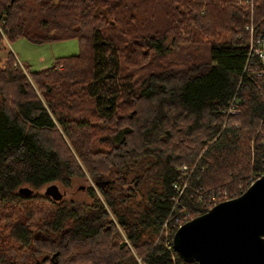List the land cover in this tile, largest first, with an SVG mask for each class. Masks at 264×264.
Returning a JSON list of instances; mask_svg holds the SVG:
<instances>
[{"label":"trees","instance_id":"16d2710c","mask_svg":"<svg viewBox=\"0 0 264 264\" xmlns=\"http://www.w3.org/2000/svg\"><path fill=\"white\" fill-rule=\"evenodd\" d=\"M248 22L264 0H0L8 40L79 41L41 69L8 48L0 63V264H192L165 245L173 217L264 168ZM86 174L89 201L41 191Z\"/></svg>","mask_w":264,"mask_h":264},{"label":"water","instance_id":"95a60500","mask_svg":"<svg viewBox=\"0 0 264 264\" xmlns=\"http://www.w3.org/2000/svg\"><path fill=\"white\" fill-rule=\"evenodd\" d=\"M44 190L54 199L62 195L54 181ZM19 191L30 193L31 188L22 185ZM172 244L192 264H264V168L239 194L181 222Z\"/></svg>","mask_w":264,"mask_h":264},{"label":"rangeland","instance_id":"374dc122","mask_svg":"<svg viewBox=\"0 0 264 264\" xmlns=\"http://www.w3.org/2000/svg\"><path fill=\"white\" fill-rule=\"evenodd\" d=\"M5 40L4 38L5 46H0V63L3 62L8 48L15 54L19 63L27 65L30 69H41L51 65L56 56L77 52L79 48V41L75 37L43 42H33L25 36H17L10 40ZM54 182L57 183L59 190L62 192L61 197L55 200L63 199L75 202L89 201L91 197L87 193V188L93 186L94 189H98L101 180L97 184L94 177L86 174L84 176L72 177L71 182L67 185H63L59 181ZM43 189L44 186L41 188V191ZM10 252H14V249L11 248ZM23 256L24 254L21 255V257Z\"/></svg>","mask_w":264,"mask_h":264},{"label":"built area","instance_id":"2783aa9c","mask_svg":"<svg viewBox=\"0 0 264 264\" xmlns=\"http://www.w3.org/2000/svg\"><path fill=\"white\" fill-rule=\"evenodd\" d=\"M250 1V0H246ZM244 28L249 31L250 33V42H249V51H248V56L246 58V62L244 64V73L245 74H264V27L261 28L259 31H256L254 24L251 22H248L245 24ZM0 31L3 34L4 38V32L0 27ZM226 112H234L237 110V98L232 97L228 103V106L224 109ZM186 165H182L181 168H185ZM254 178L251 177L250 182L253 181ZM185 185V181L182 184H179L177 182L173 183L174 187H177L178 193L182 190L183 186ZM211 198H214L213 195H211ZM216 202V201H215ZM214 202V203H215ZM190 218L188 216V213L186 212L185 214L181 215V218L179 219L178 217H173V221H170L172 223V226L175 228L183 221L187 220ZM166 224L164 222L163 226ZM173 230V232H174ZM172 232V235H173ZM172 235H166L164 238L165 245L167 248L174 247L172 244Z\"/></svg>","mask_w":264,"mask_h":264},{"label":"crops","instance_id":"0c3cea01","mask_svg":"<svg viewBox=\"0 0 264 264\" xmlns=\"http://www.w3.org/2000/svg\"><path fill=\"white\" fill-rule=\"evenodd\" d=\"M5 39L7 40V38H5ZM6 40H5V41H6ZM17 61H18V60H17ZM18 62H19V61H18Z\"/></svg>","mask_w":264,"mask_h":264}]
</instances>
